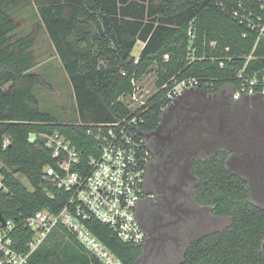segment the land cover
Here are the masks:
<instances>
[{
  "label": "trees",
  "instance_id": "trees-1",
  "mask_svg": "<svg viewBox=\"0 0 264 264\" xmlns=\"http://www.w3.org/2000/svg\"><path fill=\"white\" fill-rule=\"evenodd\" d=\"M22 3L37 7L73 85L82 123L61 122L40 108L34 89L50 84L34 71V32L16 37L19 23L9 12V7ZM258 16L264 19L260 0H0V173L4 184L0 210L15 224V247L27 251L32 235L26 225L29 217L47 208L57 212L68 199L66 192L44 177L46 166L54 165L62 155L41 137L30 141V132H59L77 147L86 163L99 152L93 125L131 113L122 98L133 93V77L142 80L154 71L157 78V92L146 105V130L159 123L167 90L176 82L193 77L204 89L237 88L239 70L264 67V35L259 38L257 29L249 25ZM139 41L145 45L136 57L133 50ZM90 129L94 132L89 133ZM196 171L203 181L200 198L206 179L213 214L228 216L231 222L193 241L180 264H264V210L249 203L244 184L228 172L223 158L201 162ZM90 225L125 263L134 264L142 255V246L123 242L103 224ZM27 264L99 261L61 226L31 254Z\"/></svg>",
  "mask_w": 264,
  "mask_h": 264
},
{
  "label": "flooded vegetation",
  "instance_id": "flooded-vegetation-1",
  "mask_svg": "<svg viewBox=\"0 0 264 264\" xmlns=\"http://www.w3.org/2000/svg\"><path fill=\"white\" fill-rule=\"evenodd\" d=\"M190 88L146 133L152 160L147 194L137 209L146 238L136 264H180L193 241L221 230L210 229L229 218L213 214L206 179L200 198L201 162L223 158L228 172L244 184L249 203L264 210V95L236 96L230 85Z\"/></svg>",
  "mask_w": 264,
  "mask_h": 264
},
{
  "label": "built area",
  "instance_id": "built-area-1",
  "mask_svg": "<svg viewBox=\"0 0 264 264\" xmlns=\"http://www.w3.org/2000/svg\"><path fill=\"white\" fill-rule=\"evenodd\" d=\"M260 1L264 10V0ZM249 25L257 29L259 38L264 35L262 16ZM141 42L143 48L145 42ZM122 74L125 76L126 72ZM238 76L241 82L235 89L236 96L244 93L264 95V67L252 72H246L244 67L239 70ZM140 82L133 77V93L122 98L131 110L128 116L93 125L96 127L99 152L91 155L86 163L82 161L77 147L59 132L29 133L30 141L41 137L46 146L62 155L54 165L46 166L44 177L66 192L68 199L57 212L42 209L27 219L26 225L32 232L27 251L15 247L14 222L6 220L3 224L0 221V264H27L31 254L61 226L72 232L99 264H127L96 234L90 225L92 222L105 225L123 242L143 246L146 235L138 219L137 209L141 197L147 194V176L152 160L147 130L143 126L148 99L157 91L151 96H140ZM167 86L165 84L163 88ZM190 87H201L200 81L189 77L169 88L162 112ZM93 132V129L89 130V133ZM8 142L6 139L5 144ZM2 166L0 157V169ZM3 188V176L0 173V189Z\"/></svg>",
  "mask_w": 264,
  "mask_h": 264
},
{
  "label": "rangeland",
  "instance_id": "rangeland-1",
  "mask_svg": "<svg viewBox=\"0 0 264 264\" xmlns=\"http://www.w3.org/2000/svg\"><path fill=\"white\" fill-rule=\"evenodd\" d=\"M9 12L14 15L19 23V28L15 33L16 37L34 32L35 44L33 49L37 56V65L34 71L42 74L50 84V87L37 86L34 89L40 102V108L50 112L61 122L82 123L73 85L40 21L37 7L34 3H22L9 7ZM141 49L142 42L139 41L133 50V54L137 57ZM156 79V74L152 71L141 80L140 96H151L157 91ZM19 178L30 187L25 177L19 175ZM229 222V218L218 219L210 230L222 229Z\"/></svg>",
  "mask_w": 264,
  "mask_h": 264
},
{
  "label": "water",
  "instance_id": "water-1",
  "mask_svg": "<svg viewBox=\"0 0 264 264\" xmlns=\"http://www.w3.org/2000/svg\"><path fill=\"white\" fill-rule=\"evenodd\" d=\"M194 88H195V87H194ZM197 88H198V87H197ZM190 89H191V88H187V89H185V90L183 91L182 94L184 95L185 93L189 92ZM183 95H181V96H183ZM181 96H180V97H181ZM171 106H173V103H172ZM171 106H170V107H171ZM170 107H169V108H170ZM0 221H1L3 224L6 222V219H5L4 215H3V213L1 212V210H0ZM134 264H136V263H134Z\"/></svg>",
  "mask_w": 264,
  "mask_h": 264
}]
</instances>
